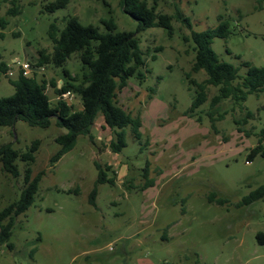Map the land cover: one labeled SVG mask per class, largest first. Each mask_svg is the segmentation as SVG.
Listing matches in <instances>:
<instances>
[{"label": "rangeland", "instance_id": "374dc122", "mask_svg": "<svg viewBox=\"0 0 264 264\" xmlns=\"http://www.w3.org/2000/svg\"><path fill=\"white\" fill-rule=\"evenodd\" d=\"M53 1L18 0L21 14L8 17L9 25L0 30V64L12 68V79L18 76L16 59L39 66L38 52L52 51L50 26L57 22L63 29L67 17H77L82 25H94L102 33L107 31L102 20L109 19L118 31L138 29L121 0H71L66 8L47 13L45 6ZM146 1L168 15L180 11L191 20L192 30L173 20L172 35L160 27L138 34L147 79L140 84L131 78L117 101L141 118L142 142L133 138L129 127L127 147L114 153L113 133L100 115L92 128L93 139L80 137L72 151L52 163L60 149L55 140L65 130L55 125L30 127L22 121L0 127V148L11 144L23 153L40 141L31 168L33 177L44 174L34 205L16 219L9 242L13 249L0 246V264H264V245L258 240L264 233V199L243 204L264 186V158L249 159L264 130V93L249 96L245 103L254 119L241 127L243 132L234 118L246 112L231 101L214 110L216 119L220 115L224 119L216 122L217 131L212 129L208 113L216 87L208 88V102L189 117L195 88L187 76L203 82L206 74L192 72L195 44L185 41L192 31L216 28L223 16L233 34L214 40L212 48L221 61L239 68L242 76L248 72L244 63L264 68V1ZM10 7L0 0V17H7ZM44 69L37 79L48 82L55 104L59 97L51 82L57 87L65 84V69L72 76L81 75L82 64L73 55L63 68ZM9 78L0 75V98L15 93ZM68 103L75 111L82 109L76 95ZM96 162L110 176L115 173L117 180L115 185L97 187L94 206L90 196L98 179ZM147 163L155 185L142 191ZM17 165L20 176L13 178L0 163V212L18 201L24 188L26 165L21 161Z\"/></svg>", "mask_w": 264, "mask_h": 264}, {"label": "trees", "instance_id": "16d2710c", "mask_svg": "<svg viewBox=\"0 0 264 264\" xmlns=\"http://www.w3.org/2000/svg\"><path fill=\"white\" fill-rule=\"evenodd\" d=\"M11 5L7 17H0V30H5L9 25L8 17H17L21 14V6L18 0H2ZM260 1V0H259ZM264 1V0H261ZM71 0H55L45 6L47 13H55L66 8ZM157 2V0L155 1ZM121 6L125 14L138 23L136 32L118 31V26L113 19L102 20L106 27V33L100 32L94 25L84 26L77 17L63 19L65 26L60 29L53 23L48 31V38L52 43V51L40 50L38 52L39 66L53 65L63 68L73 55H78L82 64L81 75L72 76L68 70H64L67 81L58 88L54 82L59 98L52 104L48 95V82L37 78H25L22 75L16 79H10L15 89L14 95L0 98V127H14L18 121H22L35 128L56 127L66 132L58 136L55 142L60 146L57 154L51 162H58L64 155L72 151L82 136L93 139L92 128L97 118L101 115L105 125L110 128L113 138L110 141V149L121 153L127 147V132L132 129L133 138L142 142L143 122L140 117H134L117 101L118 94L129 87V80L135 78L140 84L147 79V74L142 71L146 66L145 53L141 47L138 34L154 27L167 30L173 34V20L181 22L192 30L191 20L180 11L175 15H168L157 10L155 5L150 6L146 0H121ZM219 25L216 28L203 32H191L190 37H185L189 43L195 44V61L192 67L193 73L204 71L206 79L198 82L188 74L187 79L195 88L193 103L186 115L194 117L196 112L208 102V88H218V94L211 100L208 117L214 131H217L216 122L224 119L220 115L215 116V109L223 102L231 101L234 108L246 112L242 118H234V123L239 132H243L242 126L254 119V113L247 110L245 103L249 96L264 93V68L244 63L248 68L246 76L240 74V69L233 64L221 61L212 46L215 39H227L233 34L231 23L223 16L219 17ZM1 37H4L2 34ZM162 48H157V51ZM155 60L156 57H153ZM10 67L0 64V75H7ZM71 92L81 100L82 109L75 111L62 96ZM152 92H154L152 90ZM214 111V112H213ZM40 148V141L32 143L26 152L15 150L11 144L0 148V163L2 171L13 178L20 176L17 161L26 165L24 188L18 201L12 203L0 212V246L9 244L13 235L16 219L26 213L35 202L39 191V184L43 177L40 173L33 177L32 165L36 161V153ZM264 158V130L262 131L258 145L251 150L250 161L256 157ZM98 169L96 188L90 196V203L96 205L97 187L99 185H115L116 174L110 176L103 170L99 163H95ZM109 170V169H108ZM146 184L141 188L145 191L155 185L150 179V164L147 163L143 170ZM77 193L79 190L76 191ZM264 199V186L244 198L243 204H251ZM215 201L214 198L211 200ZM222 203V202H220ZM259 242L264 245V233L258 234Z\"/></svg>", "mask_w": 264, "mask_h": 264}, {"label": "built area", "instance_id": "2783aa9c", "mask_svg": "<svg viewBox=\"0 0 264 264\" xmlns=\"http://www.w3.org/2000/svg\"><path fill=\"white\" fill-rule=\"evenodd\" d=\"M14 65H17L19 68L18 76L22 75L25 78H37L39 75L44 74V66H33L28 62H22L19 60L13 61ZM15 73L12 71V68L8 71V76L14 78ZM17 76V77H18ZM16 77V78H17ZM59 88L62 87V83L58 86ZM75 94L68 92L62 96V98L66 101H68L70 98L74 97ZM60 98V97H59Z\"/></svg>", "mask_w": 264, "mask_h": 264}, {"label": "crops", "instance_id": "0c3cea01", "mask_svg": "<svg viewBox=\"0 0 264 264\" xmlns=\"http://www.w3.org/2000/svg\"><path fill=\"white\" fill-rule=\"evenodd\" d=\"M104 119V118H103ZM143 129V128H142Z\"/></svg>", "mask_w": 264, "mask_h": 264}]
</instances>
